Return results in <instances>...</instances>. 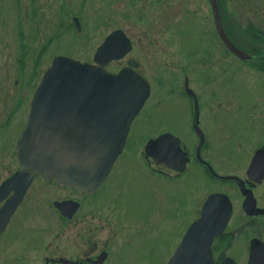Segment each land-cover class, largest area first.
I'll use <instances>...</instances> for the list:
<instances>
[{
	"label": "rangeland",
	"instance_id": "374dc122",
	"mask_svg": "<svg viewBox=\"0 0 264 264\" xmlns=\"http://www.w3.org/2000/svg\"><path fill=\"white\" fill-rule=\"evenodd\" d=\"M222 15L228 36L236 44L252 53L264 49V0H222ZM72 16L79 18V30ZM248 24L263 39H251L244 32ZM115 28L124 30L133 46L124 58L109 62L107 69L114 72L125 66L127 58L136 60L138 71L153 83L152 95L132 122L111 173L87 204L106 202L104 195H114L122 187L120 198L133 226L124 235V247L119 253L114 250L108 264H163L186 229L188 216L181 205L198 209L205 194L216 186L233 192L228 183H213L199 166H190L189 179L183 176L173 182L149 169L143 145L157 135L163 122L189 147L194 138L186 124L191 103L183 93L167 92L168 85L178 88L184 71L195 77L201 106L209 108L205 117L214 125L213 113H219L221 141L228 147L231 137L241 140L235 162L247 158L245 129L264 131V72L223 46L208 0H0V183L18 167L15 140L52 58L64 54L91 61L97 46ZM230 159L226 153L223 168L232 167ZM214 163L219 165L217 159ZM32 185L43 191L49 184L37 178ZM38 198L30 213L28 203L23 202L0 235V264H41L49 253L48 243L61 240L55 236L56 217L49 213L53 219L46 222L44 198ZM248 237L234 236L227 249L223 243L215 244L214 256L225 252L238 264H246Z\"/></svg>",
	"mask_w": 264,
	"mask_h": 264
},
{
	"label": "water",
	"instance_id": "95a60500",
	"mask_svg": "<svg viewBox=\"0 0 264 264\" xmlns=\"http://www.w3.org/2000/svg\"><path fill=\"white\" fill-rule=\"evenodd\" d=\"M209 1L218 35L226 47L241 59L250 58L226 35L216 1ZM73 20L80 29L78 18L74 16ZM130 48L131 41L125 32L116 28L96 48L92 62L63 54L51 60L31 97L29 112L16 140L14 153L20 168L0 184V202L7 197L0 206V233L35 174L86 192L96 189L108 174L123 149L129 125L150 90V84L132 66L114 73L106 67ZM187 91L193 96L196 119L197 97ZM194 124L200 134V128ZM179 142L176 135L164 132L149 138L145 152L159 165L183 170L186 156ZM231 210L229 197L221 193L209 195L201 215L186 229L166 264H214L211 245L228 223ZM249 250L246 264H264L263 242L252 238ZM219 264L237 263L229 256Z\"/></svg>",
	"mask_w": 264,
	"mask_h": 264
},
{
	"label": "flooded vegetation",
	"instance_id": "af4514ba",
	"mask_svg": "<svg viewBox=\"0 0 264 264\" xmlns=\"http://www.w3.org/2000/svg\"><path fill=\"white\" fill-rule=\"evenodd\" d=\"M215 1L216 5L219 7V15L223 24L222 0ZM131 49L129 52H131ZM190 56H192L191 53ZM132 61L136 60L127 58V63L125 65H128ZM138 67L139 62L136 65L137 69ZM181 69L184 70V68ZM193 73H195V70H193ZM143 76L150 83V94L145 101L146 103L149 97L152 95L153 83H151L148 77L145 75ZM196 85L197 81L195 80V77L193 75L192 77H189L187 71H184L178 88L176 85H168V88L166 89L167 92H170L173 95H175V92H178L177 94L183 93L188 102L191 103V108L186 111V124L195 138L194 139L192 137L191 139L192 144L190 145L192 146L189 147L177 135L180 139V146L183 147L185 156H187L183 170L179 171L174 168H169L162 165L158 166L144 153L143 157L146 159L149 169H152L156 175H159L160 177H166L172 182L180 180L183 176L189 179L191 174L188 172V169L191 165H195L199 166L201 170L207 174L209 179L212 180V182L214 181L213 183H228V186L232 187L233 192L225 190L223 187L216 186L212 191L207 192L204 197L205 201L209 194L221 192L227 195L231 200L232 212L230 214L229 221L224 231L215 238L249 235L248 245L246 248V250H248L252 237L258 238L264 242V131L259 129L254 132L251 131L250 128H246L245 132L243 130L244 134H247L244 142L245 149L247 147L245 150L247 158L246 160L243 159L241 162H235V156L238 153L237 147L238 144H240L239 141L241 140H239V138L237 139L231 137L228 141L229 149L226 146L227 142L224 143L221 141V134L218 133V124L221 122L219 113H213L214 125L211 124L209 119L205 117V113H207L206 110L209 108L201 106L200 94L199 91H197ZM188 88L190 89L189 91H193L197 94L198 101L200 102V108L198 110L199 114L196 119L194 117V108L192 102L193 99L192 96L187 92ZM150 105L155 104L152 102ZM148 115L151 116V114ZM136 118L137 115L134 120ZM172 120L173 123L177 122V119ZM257 120L260 121L259 117ZM195 121L201 130L203 138V146L200 149H198V143L201 135H199L198 131L195 129ZM131 127L132 126L130 125V129ZM235 127L236 126L232 127L233 130H235ZM162 132L173 133L170 130V126L166 125L164 122L163 128L157 133V135ZM173 134L176 135L175 133ZM226 153L230 154L231 156L232 160H230L232 161V167L226 166V168H223L221 163L224 162L223 157ZM117 158L115 162L117 161ZM215 159H217L219 162L218 166L214 163ZM115 162L110 167L108 175L111 173V169ZM108 175L104 180L108 178ZM230 176H236L237 178L233 179ZM36 178L40 177L37 176ZM40 179H42L43 183H47L49 185L44 186L43 191H41L40 188H35V190L32 189L33 185L31 184V187L25 193L21 204H23V202H27L28 204L26 205V210L27 213H30L29 210L34 207L32 206L33 203L37 202L39 199L38 195L43 196L46 222L49 223L53 219L48 216L49 213L55 216L56 218L54 220L57 219L59 226H57L55 236L57 237V235H59L61 237V240H58L59 242L57 241V243L54 245L51 242L48 243L47 248H49V253L44 254L42 258L44 260L41 264H108L111 255H114V250L117 249V252L119 253L122 247H124L122 246V243L126 240L124 235H127L129 233L128 230L130 228L132 229L133 226L129 217V212H127L125 207L124 198H120L123 192L122 187H120L118 190L116 185H113L112 188L114 191H118H116L114 195H104L107 197L104 198L107 200L106 202L98 200L100 204H95L93 202L87 204L89 201L88 199L91 196L98 194L102 184L105 182L104 180L98 186V188L86 192L78 187L75 188L68 184L64 185L55 181H48L43 178ZM122 185L123 184L121 183V186ZM44 194H46L47 197ZM184 199L185 204H187V197H184ZM179 200L181 204L183 200ZM41 201L43 202V200ZM204 201H202L198 209H195L193 205L189 210V207H183L181 205V210L184 213H187L188 218L191 215V217L189 219L187 218L185 222L186 228L196 219V217L199 216ZM138 221L140 223L139 226H141L143 224V217ZM62 243H65L64 247H61ZM109 243L121 247L110 248L108 245ZM68 246L75 248L67 249L66 247ZM170 256L171 254L169 257ZM168 258L165 259L163 264L166 263Z\"/></svg>",
	"mask_w": 264,
	"mask_h": 264
},
{
	"label": "trees",
	"instance_id": "16d2710c",
	"mask_svg": "<svg viewBox=\"0 0 264 264\" xmlns=\"http://www.w3.org/2000/svg\"><path fill=\"white\" fill-rule=\"evenodd\" d=\"M249 26L244 29V32L246 34H248V36L251 38V39H255V38H258V39H262L263 37L262 36H259V35H255L254 32H253V25L251 24H248ZM256 33V32H255ZM263 45V44H262ZM255 55L259 58H257V60L252 64V65H255L256 67H258L259 69L263 70L264 71V50L263 51H259V52H255ZM262 55V56H261ZM21 63H23L22 59H21ZM223 237H219V239H222ZM231 238L232 236H229V238L227 239L228 243H226V246L229 247V245L231 244ZM222 255L219 256V258H221ZM219 260V259H218Z\"/></svg>",
	"mask_w": 264,
	"mask_h": 264
}]
</instances>
